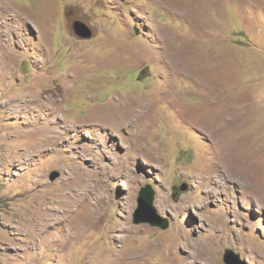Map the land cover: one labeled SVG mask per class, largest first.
<instances>
[{"label": "rangeland", "instance_id": "obj_1", "mask_svg": "<svg viewBox=\"0 0 264 264\" xmlns=\"http://www.w3.org/2000/svg\"><path fill=\"white\" fill-rule=\"evenodd\" d=\"M190 1L183 18L159 0H0V264H264V0ZM163 45L199 74L152 59ZM218 99L253 108L225 137L251 149L234 171L195 125ZM134 101L131 123L94 120ZM147 187L166 230L135 224Z\"/></svg>", "mask_w": 264, "mask_h": 264}, {"label": "bare ground", "instance_id": "obj_2", "mask_svg": "<svg viewBox=\"0 0 264 264\" xmlns=\"http://www.w3.org/2000/svg\"><path fill=\"white\" fill-rule=\"evenodd\" d=\"M163 3V5L167 6L171 11H174V13L176 14V12H179V16L186 18L187 16L189 18L192 17V13L194 12V8L192 7V1L190 0H159ZM201 4V3H200ZM162 5V6H163ZM199 6V5H198ZM143 9V8H142ZM198 10V9H197ZM196 14V13H195ZM140 21V20H139ZM39 34V33H38ZM166 40V39H165ZM164 48V50H163ZM160 49H162V52L159 53L158 55H156V53H154L153 51L150 53L152 59L156 60V59H163V62H167L168 64H170L171 68L174 71H178L180 69H183L185 71V73L187 75H189V78H191V76L194 73L199 74L198 70H195L193 68V64L192 62H188L186 61V57L184 56V53H169L168 50H166L165 46H160ZM116 60V59H115ZM169 60V61H168ZM169 68V65H167ZM205 78V77H202ZM204 83L207 84V81H204ZM216 84V83H215ZM214 84V85H215ZM171 86V83L169 85V88ZM223 88H221V90L219 92H222ZM47 91V90H46ZM218 91V90H216ZM228 91V90H227ZM40 93V92H39ZM42 93V92H41ZM49 94V93H48ZM220 94V93H219ZM229 94V93H228ZM37 96V95H36ZM223 96V95H222ZM225 97V96H224ZM229 97V96H228ZM47 98V97H46ZM52 98V97H51ZM50 98V99H51ZM220 98V97H217ZM230 98V97H229ZM228 99V98H226ZM226 99H222V101H225ZM143 100V99H142ZM218 100H212L211 101V105H212V109L211 112L209 113V117H207L205 120L204 119H198L195 121V125H200V127L202 129H204V131L209 135L210 139H211V152L210 155H212L210 158V162L212 163L213 167H217L219 166V164L225 162L226 164H229V157L230 156H234L236 159H238L240 162L245 161L246 163H248L249 161V157L251 154V149H248V144L246 143V141H242L237 144L239 145H234V146H230L229 144L226 143V139L228 136V129L230 127L233 128H238L239 126L241 127L242 124L244 123L247 119L248 116L251 115V108L250 106V110L246 109L248 106L245 104L243 105H238L237 106H230V105H226L225 103L220 106V108L218 109L219 111L216 113H213V109L216 108V106L219 104ZM52 102L54 101V98L51 99ZM221 102V100L219 101ZM250 102V101H249ZM41 103V102H40ZM168 103V101H167ZM170 103V102H169ZM245 103V102H244ZM247 103V102H246ZM51 104V103H49ZM48 104V105H49ZM254 104V103H251ZM155 105V104H154ZM153 105V106H154ZM141 106L139 103L135 102L132 104H128L124 110H121V112L118 114L117 112H113L115 110H117V107H113L111 105L105 106V107H99V109L94 113V120L98 121L99 123H107L110 120L116 118L117 120H121L125 123V121L127 120L128 122H132L131 118L134 115V111H136V107ZM173 106V105H172ZM252 106V105H251ZM49 107V106H48ZM142 108H145V106H141ZM257 107V106H256ZM119 108V107H118ZM38 109V108H37ZM41 109V108H40ZM48 109V108H46ZM53 110V109H52ZM258 110V109H257ZM39 111V110H38ZM208 111V110H207ZM255 111V110H254ZM259 111V110H258ZM41 112V111H40ZM259 113V112H258ZM255 114V113H253ZM62 115V114H61ZM256 115V114H255ZM252 116V115H251ZM255 117V116H253ZM251 121V120H248ZM248 123V122H247ZM252 123V122H251ZM249 124V123H248ZM231 129V128H230ZM245 129V128H244ZM232 130V129H231ZM239 130V128H238ZM243 130V129H242ZM234 131V129H233ZM246 131V130H245ZM232 132V131H231ZM236 132V130H235ZM238 132V131H237ZM240 132V130H239ZM243 132V131H242ZM254 133V132H252ZM230 134V133H229ZM241 134V133H239ZM254 135V134H253ZM254 137V136H252ZM57 138V137H56ZM224 138V139H223ZM244 139V138H243ZM252 139V138H251ZM239 141V140H238ZM249 141V140H247ZM250 142H252L250 140ZM209 144V143H208ZM207 144V145H208ZM235 144V143H233ZM263 144V143H262ZM206 145V146H207ZM257 145V144H255ZM254 145V146H255ZM251 146V145H249ZM253 146V147H254ZM258 146V145H257ZM208 148V147H207ZM252 148V147H251ZM209 149V148H208ZM255 150V149H254ZM264 151V145H261L260 147H256V153L257 151ZM255 154V153H254ZM209 156V155H208ZM264 156V155H263ZM231 157V158H232ZM253 157V156H252ZM256 157V156H255ZM253 157V161L249 163V167L245 168L244 170H238L242 173H246L247 176L250 174L251 169H254L256 167L259 166L260 163H255V159L259 158H255ZM208 160V158H207ZM252 160V159H251ZM217 161V162H214ZM233 161V160H232ZM237 161V160H236ZM210 162H208L210 164ZM258 162V161H257ZM244 163V162H243ZM240 164V163H239ZM208 165V164H207ZM258 165V166H257ZM230 171H234L235 169H233L232 165H227ZM203 167V166H202ZM242 167V165H241ZM247 167V165H246ZM211 168V167H210ZM243 168V167H242ZM241 168V169H242ZM228 170V169H227ZM257 170V169H256ZM212 171V170H211ZM225 171V170H224ZM253 171V170H252ZM255 171V170H254ZM233 173V172H232ZM238 173V172H237ZM255 174V173H254ZM243 177H241V180ZM211 180V179H210ZM209 180V181H210ZM208 181V182H209ZM246 183V182H245ZM207 184V183H206ZM205 184V185H206ZM203 185V184H202ZM204 185V186H205ZM252 189V188H251ZM225 190V189H224ZM192 201V200H191ZM190 201V202H191ZM192 203V202H191ZM222 229V228H221ZM217 230V229H216ZM223 230V229H222ZM176 238V237H175ZM177 238H179V234L177 235ZM189 244V243H188ZM206 245V244H205ZM213 250V249H211ZM116 261V260H114Z\"/></svg>", "mask_w": 264, "mask_h": 264}, {"label": "water", "instance_id": "obj_3", "mask_svg": "<svg viewBox=\"0 0 264 264\" xmlns=\"http://www.w3.org/2000/svg\"><path fill=\"white\" fill-rule=\"evenodd\" d=\"M125 1V0H121ZM74 31L77 36L83 39H90L92 37V31L84 23L77 21L74 26ZM59 178V173H53L51 180L55 181ZM155 192L151 188H143L139 193L138 209L135 214V224H150L153 227H159L163 230L168 228V223H162L163 219L157 212L155 206ZM225 264H246L240 260V256L233 250H228L224 255Z\"/></svg>", "mask_w": 264, "mask_h": 264}]
</instances>
